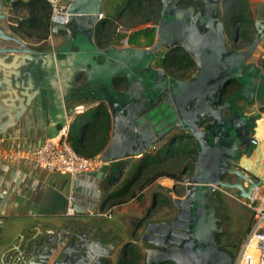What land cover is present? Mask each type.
Instances as JSON below:
<instances>
[{
  "label": "water",
  "instance_id": "95a60500",
  "mask_svg": "<svg viewBox=\"0 0 264 264\" xmlns=\"http://www.w3.org/2000/svg\"><path fill=\"white\" fill-rule=\"evenodd\" d=\"M16 1L0 0V19L8 16L4 7L12 8ZM161 1V16L151 47L110 46L107 49L99 48L94 42L95 31L105 21L104 0L70 3L69 23L64 27L56 25L54 30L66 31L68 48L72 45L77 48L72 52L75 56L70 70L72 87H78L74 79L79 80L83 72L87 80L79 87L80 92L71 94L77 89H68L62 105L58 103L63 119L60 125H66L67 115L74 112L85 89L94 92L98 85L100 93L95 98L111 108L114 121L111 140L100 153L101 161L112 163L113 172H119L108 181L110 187L119 183L130 165L150 153L156 144L160 143V148L165 149L186 135L193 137L199 153L194 173L184 183V196L173 198L175 215L157 221L144 217L141 232L134 233L135 240L146 251L145 264H233L232 254L217 244L216 236L223 231V226L216 210L222 204L221 196L229 189H236L238 196L251 199L253 193L264 186L261 172L264 164L250 160L256 144L252 142L254 131L248 118L236 117V114L229 118L223 114L222 111L232 105L230 101L220 103V88L235 78L241 84L240 95L249 100L256 91L264 89L260 77L256 76V65L247 63L264 37V22L255 21L257 34L246 49L229 50L224 23L218 16L219 0L207 4L209 10L204 17L193 14L192 4L180 7L179 0ZM1 40L11 42L0 46V90H3L1 94L8 95L6 105L17 113L23 101L43 103L57 77V69L47 59L53 51L33 48L2 27ZM164 47L168 50L183 47L194 56L200 70L192 80L171 78L165 84L167 89H152L156 96L168 97V110L160 112L159 108L152 109L146 99L147 85L158 86L157 78H143L142 72L164 73L152 67L156 54ZM118 76L127 79L125 89L113 87L112 82ZM69 101L72 104L65 109L64 103ZM3 114L0 109V117L8 115ZM162 114L169 115L168 125L161 121ZM238 119L243 124L240 125ZM76 129L82 132L80 126ZM74 207L78 215L86 213L80 204ZM69 225L71 227L62 233L44 231L31 236L13 264L119 263L121 256L113 260L109 248L103 251L91 246L93 241L88 238L90 233L84 218Z\"/></svg>",
  "mask_w": 264,
  "mask_h": 264
},
{
  "label": "crops",
  "instance_id": "0c3cea01",
  "mask_svg": "<svg viewBox=\"0 0 264 264\" xmlns=\"http://www.w3.org/2000/svg\"><path fill=\"white\" fill-rule=\"evenodd\" d=\"M116 1L117 0H104L103 10L105 19V12L114 13V4ZM256 1L257 0H250L254 16L257 14L254 12L252 5ZM4 8L7 10L8 16L0 19V27L8 33L18 36L33 48L41 51L52 49L53 54L49 53L47 59L50 61L52 67L57 69V77L53 79V89L49 90L47 100L40 104L33 102L29 103L28 100L23 101V103H25L20 104L21 108L17 113L12 112V108L10 107L9 111L8 105H6L8 95L1 94L3 90H0V109L4 114L8 113V115L0 117V264H13V260L19 257L22 246L31 236L44 231L62 233L71 227V225H69L70 223L79 218H84L88 224L87 228L90 233L88 238L93 241L91 246H95L103 251L109 248V256L113 258V260L121 256V260H123L122 264H137V262L128 261L131 256L134 257L136 254H139L136 248H143L140 244L136 243L134 233L136 232L135 234H139L141 232L142 224L138 221L143 223V218L146 217L148 213L147 209L152 203L147 199L142 203L135 202L131 206L123 208L121 204L127 202L135 195L129 196L124 202L117 204H113L115 200L113 197L108 199L110 193L117 190L128 176L136 160L130 165L119 183L110 187L108 181L113 180L115 176L119 175L118 170L113 172L111 168L112 163H103L98 170L91 174L72 177L68 174L44 169L38 166L33 160L24 156L25 151L34 150L44 144L48 139L58 136L64 126L69 128L70 124L77 116L90 112L103 101L98 100L93 95L96 91H98L99 94L100 89H95L94 92L85 89L86 92H83L76 102L74 112L67 115L66 125L61 126L60 122L63 121V119L61 110L57 107L58 103L61 102L62 105V98L68 89H77L73 92L70 91L71 94H77L79 87L83 86L87 80L86 73L83 72L79 80L74 79L78 87H72L73 85L71 82L73 77H71L70 70L75 60V56L72 52L76 51L77 48L75 49L74 45L68 48L66 32H63L64 35L61 33L62 31H59L60 33L56 32L54 30L55 26L51 24V21L50 31L46 39L36 41L22 38L13 31L12 26H16L18 19L24 18L27 15V11L19 10L14 12L8 5ZM122 20L124 21V18ZM257 21L264 22V13ZM124 22L127 23V21ZM149 25L152 24H143L136 27H129L128 25L124 27V33L113 34L112 38L118 43L110 46H116L118 48L128 46H137L141 48L151 47L147 43L146 38H141L138 45L129 41V35L133 31ZM256 34L257 27L255 26V35ZM64 38L65 44L62 47L63 49H61L60 45L63 43ZM10 43L11 42L1 40L0 46H5ZM108 47L99 48L107 49ZM58 52L59 55H57ZM100 60H103V58H98L99 62H101ZM247 63L256 65V76L260 77V82L264 85V37L260 40L253 54L248 58ZM87 66H89V64H87ZM76 74L77 73H75V75ZM263 91L264 89H261L260 92L256 91L251 100L240 95V91L238 95H233L232 98L233 104L235 105H237L235 102H239L238 100L245 99L246 105L249 107L246 112L242 109L241 115L248 118L250 128L254 131L252 139L257 140V144L253 147L254 153L250 160L260 165L264 164ZM82 95L85 96L82 97ZM225 95H227V93L224 94V98L229 97ZM71 104L72 101L64 103L65 109ZM79 107L83 109L82 112L78 111ZM107 107L112 118L111 108L108 105ZM237 107L241 106L237 105ZM113 122L112 118L108 144L113 135ZM77 133L80 134L79 130ZM193 164L194 167H192V170L195 169V162ZM183 165H185V163ZM251 165L255 172V166H253V164ZM187 169L188 165L185 166V170ZM261 172L264 173V168ZM165 182L166 185L174 187V178H167ZM262 190H264V186L260 187L259 192ZM237 193L238 191L236 189H229L227 190V197L248 204V200L242 201ZM72 195L77 197V203L85 209L86 213L83 215H78L77 213L74 216H69L66 214L68 199ZM173 196H175V194ZM222 198H224L223 195L221 196V199ZM222 206L223 204L218 206L216 210V215L220 218L219 223L223 215L220 214L219 208ZM110 207H112V216L110 218L99 215L100 212ZM158 218L154 219L158 220ZM245 236H242V240Z\"/></svg>",
  "mask_w": 264,
  "mask_h": 264
},
{
  "label": "trees",
  "instance_id": "16d2710c",
  "mask_svg": "<svg viewBox=\"0 0 264 264\" xmlns=\"http://www.w3.org/2000/svg\"><path fill=\"white\" fill-rule=\"evenodd\" d=\"M230 5L225 12V18L229 23L239 22L241 24V37L237 50L246 49L255 38V31L249 25L251 24L255 30V16L251 9L250 0H229ZM14 12L26 10L27 15L18 19L17 25L12 26L14 32L22 38L33 39L36 41L46 39L50 31V15L51 5L46 0H17L11 8ZM162 1L161 0H117L114 4V13L105 12L106 19L100 24L95 33V40L99 47H108L118 43L113 37V24L126 19L129 27L151 23L152 25L136 29L129 35V41L138 45L141 38H146L147 43L151 46L155 42L158 20L161 16ZM236 28L231 30V34L235 35ZM161 57L159 58V60ZM162 62V61H161ZM185 63V61H182ZM189 63V62H187ZM117 86V85H115ZM241 84L236 81L233 89H228V96L238 95ZM112 118L107 105L103 102L99 103L90 112L77 116L70 124L68 130V141L72 147L80 154L95 157L108 145ZM82 128L80 134L77 133V127ZM185 140V141H184ZM181 147L158 148L155 153H148L135 162L128 176L124 179L117 190L110 193L108 199L114 198V203L124 202L129 196H134L132 186L139 180L141 172H145L150 166L160 168L159 165L165 164L169 160H173L178 156L180 160L187 161L191 155L198 154L199 146L197 141L188 136L186 139L178 141ZM167 151L166 154L164 152ZM196 163V159L194 161ZM178 162H175L177 164ZM194 167V164L192 165ZM160 170V169H159ZM182 172L161 171L148 175L145 179V185L150 184L160 177L168 176L177 181L182 180ZM144 174V173H143ZM140 255L132 256L128 261L136 262Z\"/></svg>",
  "mask_w": 264,
  "mask_h": 264
},
{
  "label": "rangeland",
  "instance_id": "374dc122",
  "mask_svg": "<svg viewBox=\"0 0 264 264\" xmlns=\"http://www.w3.org/2000/svg\"><path fill=\"white\" fill-rule=\"evenodd\" d=\"M252 6L254 12H256L257 14L255 15L256 20H259L261 15L264 13V1L257 0L256 2H254ZM223 7H224L223 0H220V8ZM124 21H126L125 18ZM124 21L121 20L114 23L112 27L114 29L113 34L124 33L123 28L126 27L127 24ZM146 24H150V23H146ZM249 27H251L253 31H255L251 24L249 25ZM227 33H228V43H230L231 46L237 48L238 45H234L232 43L233 35L230 36L229 30H227ZM164 50L165 49L163 48L162 51ZM188 70L191 69L188 68ZM188 70H186V72L182 74L190 75ZM238 101L239 102H235V103L237 105H240L245 112L248 111L249 107H247L246 103L242 99ZM157 145L158 147H161L160 143H158ZM177 146L181 147L179 143H176L171 147H177ZM156 151L157 150H154L150 153H155ZM167 151L168 149L164 152V154H166ZM139 159H136V161H138ZM195 159H196V155L193 154L190 157H188L187 161L182 162L180 158L176 156V158H174L173 160H169L165 162V164L159 165L160 168L154 169V167L150 166V171L146 169L147 170L146 172H148V174L147 173L145 174V172L142 171L141 174L139 175V180L132 186L133 189L132 191H134L135 196L130 198L127 202L122 203L121 205H123V208L126 206L129 207L135 202L142 203L144 200L148 199L152 204L147 209L148 212L146 214L147 219L153 220L154 218H158V217H159L158 220L172 218L176 213V207L174 206L173 198L176 196L179 197L184 196L185 193L184 183L188 182L194 173V170H192V165ZM175 162L178 163L175 164ZM184 163L185 165H183ZM186 165H188L187 170H185ZM164 170L178 172V173L182 172L181 173L182 180L177 181L174 179L175 180L174 187H171L169 185H166L165 182V180L170 177L164 176L158 178L157 180H155L150 184L145 185V179L148 177V175L154 174L155 172H161ZM174 194L175 196H173ZM241 200L247 201L242 197ZM222 204L223 206L219 208V212L221 215L223 214L220 224H222L224 228L223 231L218 235L217 240L221 248H224L227 251H229L232 254V256L235 258L238 254L240 242L242 241V236H245V234L247 233L249 227L253 222L252 219L254 218V211L251 207L248 206V204H244L243 202L238 200L237 201L233 200L232 198L227 196H224V198H222ZM136 250L139 253L137 255H140V258L138 259V261H136L137 264H145L144 261L145 251L143 250V248H136Z\"/></svg>",
  "mask_w": 264,
  "mask_h": 264
},
{
  "label": "built area",
  "instance_id": "2783aa9c",
  "mask_svg": "<svg viewBox=\"0 0 264 264\" xmlns=\"http://www.w3.org/2000/svg\"><path fill=\"white\" fill-rule=\"evenodd\" d=\"M51 5L50 21L53 26L64 27L69 23L68 7L73 0H46ZM78 108V111H82ZM68 130L64 126L59 135L48 139L38 148L25 151L24 156L33 160L38 166L53 172L68 174L72 177L91 174L98 170L103 162L100 155L89 157L78 153L68 141ZM254 144L257 140L252 139ZM155 146L150 150H154ZM247 200V199H246ZM77 197L72 195L68 199L66 214L74 216L77 214L74 205ZM248 206L254 211L253 223L242 240L238 254L233 264H264V190H256ZM100 216L110 218L112 207L99 213Z\"/></svg>",
  "mask_w": 264,
  "mask_h": 264
},
{
  "label": "flooded vegetation",
  "instance_id": "af4514ba",
  "mask_svg": "<svg viewBox=\"0 0 264 264\" xmlns=\"http://www.w3.org/2000/svg\"><path fill=\"white\" fill-rule=\"evenodd\" d=\"M211 0H197L196 2H192L191 0H179L178 1V5L180 7H187L188 5L192 4L194 6V15H199L201 17L206 16L209 8L207 6L208 3H211ZM224 3V7L220 8V0L218 2V16L220 17V19L223 21L224 23V32H225V36H226V43H227V48L229 50L235 49L237 50L234 46H231L230 43H228V33L227 30L230 31V36H232L231 34V30H233V28L235 29L236 27V33L235 35H233V40L232 43L236 44L239 42V39L241 37V24L239 22H234V23H229L226 18H225V12L227 10V7H229L230 2L229 0H223ZM211 18L214 17L213 12L210 14ZM216 24V23H214ZM201 29V27H199ZM63 32L66 31H62L61 33L64 35ZM60 33V32H59ZM96 33V31H95ZM94 42L96 43L95 40V35H94ZM65 44V38L63 43L60 45L61 49H63V45ZM96 45L98 46V44L96 43ZM59 47V49H60ZM76 49V47H74ZM163 49V48H162ZM162 49L156 54L155 57V62L154 64H152V67L155 70H159L162 69L164 71V73H155V72H142V77H151V78H157L158 81V86H151V85H147L146 88V99H147V103L149 104V106L153 109V108H159L160 112H162L163 110H168L167 108L169 107L167 105V100L168 97L167 96H163V98H161V96H156L154 94V91L152 89H155V91H157L156 89H167L165 88V84L169 83L171 78H176V79H183V80H192L194 79V77L196 76V74L199 72L200 68L199 66L196 64L195 62V58L194 56L187 52L183 47H176L173 50H168L167 48L164 47V51H162ZM52 51V49H50ZM240 51V50H238ZM57 55H59V52L57 53ZM161 57V59L159 60V58ZM100 59V58H99ZM102 61V60H100ZM162 61V62H161ZM182 61H185V63H182ZM189 62V63H187ZM188 68H190L191 70H188ZM186 70H188L190 75H184L182 73H185ZM236 79L235 78H231L229 79V81L224 84V86L222 88H220V96H221V101L220 103L223 104L225 101H230V103L232 104V107L230 109H224L222 112L223 114H225L227 117L229 118H233L236 114L237 115H241L242 113V108L241 107H237V105L233 104V96H229L228 98H224V94H226V92L228 91V89H233L234 85L236 84ZM128 84V81L125 77L123 76H118L117 78H115L113 80V86L116 89H125L126 86ZM117 85V86H115ZM97 89L99 86H96ZM79 92V90H78ZM98 91L94 92L93 95H97ZM85 95H82V97H84ZM245 103V99L243 100ZM228 113V114H227ZM169 115L166 116L164 114H162V118L161 121L164 122L166 125L169 124ZM238 122L241 124L242 121L240 119H238ZM239 128L241 129V127L239 126ZM188 135H186L185 138H187ZM156 149L160 148L158 147V145L156 144ZM152 150V151H154ZM223 196H227V194H223ZM142 224V222H141ZM219 234H217L216 239L218 237ZM217 244H218V240H217ZM219 245V244H218ZM220 246V245H219ZM132 257V256H131ZM122 258V257H121ZM123 260H120L119 263L122 264ZM118 264V263H117Z\"/></svg>",
  "mask_w": 264,
  "mask_h": 264
}]
</instances>
